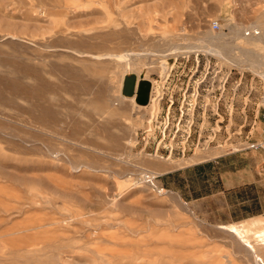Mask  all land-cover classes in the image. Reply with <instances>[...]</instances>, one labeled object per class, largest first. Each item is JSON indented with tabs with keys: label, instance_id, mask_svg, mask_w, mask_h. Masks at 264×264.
I'll return each instance as SVG.
<instances>
[{
	"label": "rangeland",
	"instance_id": "rangeland-1",
	"mask_svg": "<svg viewBox=\"0 0 264 264\" xmlns=\"http://www.w3.org/2000/svg\"><path fill=\"white\" fill-rule=\"evenodd\" d=\"M263 63L264 0H0V264H264Z\"/></svg>",
	"mask_w": 264,
	"mask_h": 264
},
{
	"label": "bare ground",
	"instance_id": "bare-ground-1",
	"mask_svg": "<svg viewBox=\"0 0 264 264\" xmlns=\"http://www.w3.org/2000/svg\"><path fill=\"white\" fill-rule=\"evenodd\" d=\"M264 64V63H263ZM261 76L264 78V72H261ZM144 81H140L138 85V91L136 95L134 96L135 99L140 103L147 101V96H148V91H147V86H145ZM134 99V100H135ZM237 225V224H236ZM232 232H235L238 236H241V231L238 229L237 226H232ZM245 242H249V248H251L254 252H257V247L253 243V241L250 238L245 237Z\"/></svg>",
	"mask_w": 264,
	"mask_h": 264
},
{
	"label": "built area",
	"instance_id": "built-area-1",
	"mask_svg": "<svg viewBox=\"0 0 264 264\" xmlns=\"http://www.w3.org/2000/svg\"><path fill=\"white\" fill-rule=\"evenodd\" d=\"M212 28L214 30H219L221 28V24L218 20H215L212 22ZM250 148H254V149H261L264 152V139L262 141H256V142H252L250 143ZM146 179L148 181L152 182V178L150 177V175H146Z\"/></svg>",
	"mask_w": 264,
	"mask_h": 264
},
{
	"label": "crops",
	"instance_id": "crops-1",
	"mask_svg": "<svg viewBox=\"0 0 264 264\" xmlns=\"http://www.w3.org/2000/svg\"><path fill=\"white\" fill-rule=\"evenodd\" d=\"M166 173H173L172 171H169V172H166ZM185 182H186V178H185ZM247 182L246 181H244V182H240L238 185H243V184H246ZM246 215H247V213H246ZM258 215H262V213H256V214H253V216H258ZM252 216V217H253ZM242 218L245 220V219H248V218H246L245 216L243 217L242 216ZM241 220V219H240Z\"/></svg>",
	"mask_w": 264,
	"mask_h": 264
}]
</instances>
